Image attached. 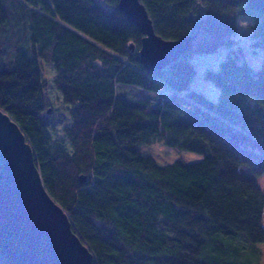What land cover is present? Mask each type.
<instances>
[{"label": "trees", "instance_id": "16d2710c", "mask_svg": "<svg viewBox=\"0 0 264 264\" xmlns=\"http://www.w3.org/2000/svg\"><path fill=\"white\" fill-rule=\"evenodd\" d=\"M119 1L0 0V108L91 264H260L264 62L257 74L236 53L208 66L218 100L189 86L194 55L231 45L239 17L264 47V0H141L165 40L195 36L154 72ZM155 143L202 158L160 164L145 150ZM0 264H10L1 252Z\"/></svg>", "mask_w": 264, "mask_h": 264}, {"label": "water", "instance_id": "95a60500", "mask_svg": "<svg viewBox=\"0 0 264 264\" xmlns=\"http://www.w3.org/2000/svg\"><path fill=\"white\" fill-rule=\"evenodd\" d=\"M118 7L144 34L140 57L147 70L158 71L193 49V35L177 40L158 35L141 0H120ZM130 48L135 50L133 43ZM0 252L10 264H91L94 258L45 187L25 133L1 108Z\"/></svg>", "mask_w": 264, "mask_h": 264}, {"label": "rangeland", "instance_id": "374dc122", "mask_svg": "<svg viewBox=\"0 0 264 264\" xmlns=\"http://www.w3.org/2000/svg\"><path fill=\"white\" fill-rule=\"evenodd\" d=\"M98 1L105 3V0ZM251 23V18L247 16L239 17L237 19L236 30L232 33V38L234 41L231 45H223L210 53L194 55L193 61L196 65V73L195 77L190 83L189 89H195L204 92L211 99L218 100L220 96V88L212 79L206 77L205 70L208 66H212L214 68L218 67L219 62L229 54L236 53L239 60L248 62L254 69L255 74L258 73L264 62V47L254 44ZM48 82L50 83V86L47 91L50 94V101L53 103L51 104V107L53 108V114L55 115H53V119L57 127L61 128L63 123L59 121V119L63 120V118H59L57 115L59 113L64 114L63 110L60 108L63 104H61V100H58V94L52 85V81L48 80ZM145 150L146 152L153 155L160 164L171 163L176 159L196 161L202 158V155L196 152L178 150L162 143L147 145ZM258 183L264 190V175H260L258 177ZM239 243H242V241L240 240ZM259 248L261 252L260 264H264V244H261Z\"/></svg>", "mask_w": 264, "mask_h": 264}]
</instances>
